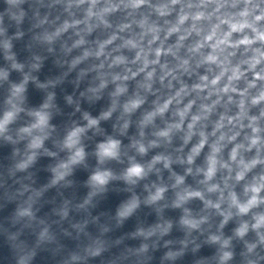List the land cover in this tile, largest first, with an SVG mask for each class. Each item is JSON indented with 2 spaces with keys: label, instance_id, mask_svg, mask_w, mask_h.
I'll return each mask as SVG.
<instances>
[{
  "label": "clouds",
  "instance_id": "1",
  "mask_svg": "<svg viewBox=\"0 0 264 264\" xmlns=\"http://www.w3.org/2000/svg\"><path fill=\"white\" fill-rule=\"evenodd\" d=\"M0 264H264V0H0Z\"/></svg>",
  "mask_w": 264,
  "mask_h": 264
}]
</instances>
